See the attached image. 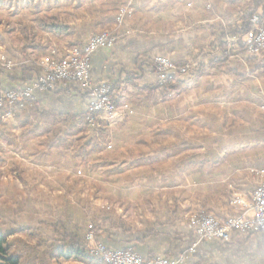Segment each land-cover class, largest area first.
<instances>
[{
	"label": "crops",
	"instance_id": "obj_1",
	"mask_svg": "<svg viewBox=\"0 0 264 264\" xmlns=\"http://www.w3.org/2000/svg\"><path fill=\"white\" fill-rule=\"evenodd\" d=\"M26 3L0 0V57L5 56L13 62L10 67L0 63V169L7 172L22 170L19 167H37L48 174L54 169H64L63 161L66 159L63 156L68 151L73 153L74 158H82L81 151L70 145L69 140L77 143L89 135L80 124L85 121L91 99L70 90L64 83L47 90L36 88L25 109L1 98V92L33 86L40 72L36 59L54 50L64 52L71 44H83L103 30L116 29L114 46L99 48L92 55L91 75L97 83L114 85L120 82L113 89L120 101L121 91L129 86L135 87V84L142 91L158 89L150 91L142 88L143 85L159 82L158 73L149 66L154 58L169 57L176 65L195 60L206 54L209 45H214L215 39L224 33V28L234 22L240 24L245 10L256 9V13H264V0H29ZM122 8L127 12L123 22L118 23L117 17ZM43 10H69L75 11V15H65L63 23H57L68 27L61 34L40 23L39 27L33 26L35 31L40 29L34 36L30 29H7L11 23L19 26L20 22L21 27L25 26V12L30 11L34 17ZM211 53L206 64L212 56L221 55V50ZM231 59L237 63V68H232L235 71H229L227 67L217 71L233 76L243 73L244 85H252L244 89V94L260 91L258 109L264 113V69H254L258 62L264 63V53L254 59V65L245 53L231 56L230 62ZM250 66L254 71L247 73ZM124 107H132L131 102ZM261 129L262 126H258L256 131L259 133ZM260 139L264 142V134L263 138L247 139L246 145L223 150L220 154L222 159L217 163L207 157L195 161V152H190L194 147L190 142L188 147H182L188 152L181 161L185 160L189 171L198 170L203 174L201 178L194 179L196 186L203 187L204 193L198 195L200 197L196 202L195 197L186 200L187 206L192 211L211 212L222 220L244 212L243 208L233 203V199L237 194L250 198L260 183L253 171L264 168V148L256 147ZM249 142L254 146H247ZM165 149L180 152L177 148ZM57 154L61 158L53 157ZM194 179L190 176V181L195 182ZM189 215L184 212L181 218L171 215L164 221L152 222L141 231L118 225L102 226L98 232L97 228L93 231L97 233V241L109 248H134L145 258L183 257L181 264H264V230L255 233L233 231L229 240L202 239L191 226ZM30 217L31 221H19L16 217L13 226H0V234L8 241L9 252L19 256L21 264H97L79 257L69 240L64 241L63 231L59 232L63 226L67 232L83 236L89 231L85 224L72 223L62 217L54 221L47 220L45 215ZM23 233L30 234L34 241L22 242L19 235Z\"/></svg>",
	"mask_w": 264,
	"mask_h": 264
},
{
	"label": "rangeland",
	"instance_id": "obj_2",
	"mask_svg": "<svg viewBox=\"0 0 264 264\" xmlns=\"http://www.w3.org/2000/svg\"><path fill=\"white\" fill-rule=\"evenodd\" d=\"M3 1L29 3V0ZM25 14V26L21 27L18 21L19 26L11 23L7 29H30L34 36L40 29L36 28L38 31H35L33 26L39 27L38 24L43 21L61 24L65 15L74 16L75 11L43 10L34 17L30 11ZM227 29L224 28L222 38L215 39L214 45H209L206 56L201 55L180 65L170 58L173 68L191 65L184 73L171 74L186 80L177 89L160 87L148 92L129 86L120 93L122 98L113 120L104 118L94 125L88 123L85 117L86 122L81 121L80 125L89 135L77 143L69 140L70 145H75L81 151V159L74 158L73 153L68 151L63 156L66 159L63 161L64 169H54L49 174L37 167H19L22 170L16 169V172L0 169V226L10 227L16 217L19 221H31L30 216L45 215L47 220L52 221L62 217L72 223L82 222L88 230L92 226L93 229L97 228V232L102 226L113 225L141 231L152 222L164 221L171 215L181 218L182 212L190 215L211 213L192 211L186 204V200L194 197L196 202L204 189L196 186L195 180L203 174L198 170L189 171L185 160L181 161L188 152L182 148L183 145L189 142L193 145L194 149L190 152H195V161L207 157L217 163L222 159L220 154L223 150L246 145L247 139L263 138L264 134V113L258 109L257 101L260 91L247 90L250 93L244 94V89L252 85H244L243 73L233 76L214 69H207L203 73L198 71L211 52L227 50L224 39L227 34L234 35L228 33ZM107 30L117 33L116 29ZM40 58L36 60L39 62ZM235 65L237 63L229 60L226 67L233 72ZM252 67L247 68V73L254 71ZM152 69L158 73L159 81L163 82L165 79L159 70L156 67ZM69 85L70 90L77 91L75 85ZM5 93L1 92V98ZM127 102H131L132 107H124ZM258 126H262L259 133L256 131ZM33 142L36 146V139ZM247 146L254 145L249 142ZM167 147L177 148L180 152H169L172 149H165ZM256 147L264 148L263 139ZM53 157L61 158L58 154ZM190 176L195 178V182L190 181ZM51 226L53 228V224ZM63 230L62 226L59 232ZM19 236L22 242L34 241V237L28 233ZM88 252L95 255L93 251ZM97 256L101 257L99 264H108L104 255Z\"/></svg>",
	"mask_w": 264,
	"mask_h": 264
},
{
	"label": "built area",
	"instance_id": "obj_3",
	"mask_svg": "<svg viewBox=\"0 0 264 264\" xmlns=\"http://www.w3.org/2000/svg\"><path fill=\"white\" fill-rule=\"evenodd\" d=\"M126 9L122 8L117 17V22L122 23ZM250 22L252 26L243 34L228 35L224 39L227 51L233 45L243 43L247 53L259 55L264 53V13H255ZM117 40L114 31H101L92 36L83 44H74L64 52L52 51L37 61L40 67L39 75L32 87L22 90H9L3 98L11 105L25 108V100L32 99L34 90H47L55 87L58 83L76 86V90L90 96V104L86 113V121L97 124L102 119L113 120L118 113L117 105L112 96L110 84L96 83L92 79V55L99 48H112ZM0 63L12 66L13 62L5 56L0 57ZM152 68L156 67L166 79L173 72L184 73L189 70L190 64L173 68V61L169 57L158 56L149 63ZM173 68V69H172ZM71 85V86H73ZM264 109V104L262 105ZM260 179L257 188L250 198L239 194L233 199V203L239 205L245 211L226 220L218 218L212 213H200L191 215L190 224L202 239L229 240L232 232L255 233L264 230V168L253 169ZM88 251L95 255H107L108 264H181L183 257L172 259L165 256L151 258L143 257L134 248L111 249L106 244L98 242L93 227L90 226L86 235ZM98 264V263H97Z\"/></svg>",
	"mask_w": 264,
	"mask_h": 264
},
{
	"label": "trees",
	"instance_id": "obj_4",
	"mask_svg": "<svg viewBox=\"0 0 264 264\" xmlns=\"http://www.w3.org/2000/svg\"><path fill=\"white\" fill-rule=\"evenodd\" d=\"M263 2V1H261ZM256 9H247L243 12L242 16L240 17V24L237 22H234L232 25L228 26V33L238 35V34H243L245 33L251 26L250 19L251 17L256 13ZM41 26L50 28L56 32H64L66 31V27L57 25L55 23H47V22H42L40 24ZM224 34V33H223ZM223 34L220 35V37H223ZM219 37V39H220ZM238 53H245L248 56V60L251 61L254 65L255 63V56L253 55H248L247 50L244 46L243 43H239L236 47H233L230 51H227L226 48L221 49V55H215L212 56L208 63H203L201 66L198 68L199 72H203L207 69H215V70H220L224 67H226L229 63V59L232 55L238 54ZM152 61V60H151ZM149 62V61H148ZM259 64L256 65L254 69L258 68H264V63L258 62ZM235 71V70H233ZM244 75V74H242ZM185 83L184 80L174 76V75H169L163 82L159 81L156 84L153 85H143L142 88L148 89V90H155L160 87H165L169 90H174L180 87ZM120 82H117L116 84L112 85V89H115L119 86ZM135 87H138L136 84L134 85ZM114 102L116 105H119V100L116 99L114 93L112 94ZM31 99L25 100V103L28 104ZM67 119L72 118V116H62ZM189 144H184L183 147H188ZM64 241L65 240H70L69 243L75 247L74 251L75 253L81 257V258H88L92 262L95 261L98 263L101 260L100 256L97 255H92L88 252L86 245H87V240H86V235L85 233L83 236L79 235H74L72 233L67 232L66 230H63L62 232ZM9 247H8V241L6 237L2 234H0V264H21L20 258L17 255H14L9 252Z\"/></svg>",
	"mask_w": 264,
	"mask_h": 264
},
{
	"label": "bare ground",
	"instance_id": "obj_5",
	"mask_svg": "<svg viewBox=\"0 0 264 264\" xmlns=\"http://www.w3.org/2000/svg\"><path fill=\"white\" fill-rule=\"evenodd\" d=\"M104 257L106 258V261H107V263H108V256H107V255H104Z\"/></svg>",
	"mask_w": 264,
	"mask_h": 264
}]
</instances>
